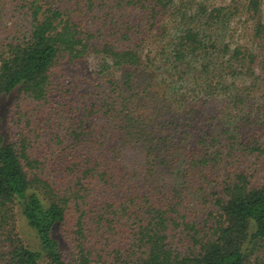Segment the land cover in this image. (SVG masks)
<instances>
[{
	"label": "trees",
	"instance_id": "1",
	"mask_svg": "<svg viewBox=\"0 0 264 264\" xmlns=\"http://www.w3.org/2000/svg\"><path fill=\"white\" fill-rule=\"evenodd\" d=\"M83 3L0 0V264H264V0Z\"/></svg>",
	"mask_w": 264,
	"mask_h": 264
},
{
	"label": "rangeland",
	"instance_id": "2",
	"mask_svg": "<svg viewBox=\"0 0 264 264\" xmlns=\"http://www.w3.org/2000/svg\"><path fill=\"white\" fill-rule=\"evenodd\" d=\"M81 6L86 13H89L88 0H84V3L81 4ZM95 64H96V60L93 58H90L87 62H85L82 66L79 67L78 70L80 71V75H82L86 71L84 78L81 82L82 89L84 86L88 85V83L85 81V78L90 77L89 75L91 74L92 70H94L93 68H95ZM71 76H72V72H70L69 74L66 73V76L63 80L68 85H73V83L76 80V78L74 77V80L71 81ZM255 81L260 85V87L262 89H264V72L263 71L256 69L255 76L252 77L251 79H249L247 84L255 83ZM82 89H81V91H82ZM13 98H15V94L9 98L6 97V99H5V102L7 103V105H6V109H5V113H4V120L0 126V133L2 132V134L5 136H7L6 134L11 133L9 130L10 128L15 131L17 128L20 127L19 122H17V123L13 122V120L17 121V119H18V117L15 116V114L12 112V107H14V102H15V99L13 100ZM50 109L55 110V105L53 103H50L47 106L40 107V110L42 111L40 114V116H41L40 119L48 116L47 114L49 113L48 111H50ZM133 155H134V153L130 154V156H133ZM219 173L221 174V173H223V171H219ZM169 182L171 184H175V183H178L179 181L174 182V179H173V180H170ZM192 192H193L192 189L187 190V195L189 194V196H188V201H189L188 207L190 210V214H191V216L195 215V216H197V218L199 220H202L204 213L208 210L209 207L211 208V204L204 205L202 203V201L199 202L198 200L200 198L197 196V194H195V193L192 194Z\"/></svg>",
	"mask_w": 264,
	"mask_h": 264
}]
</instances>
